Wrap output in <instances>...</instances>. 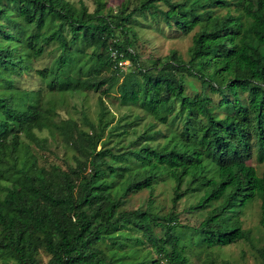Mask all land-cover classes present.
Listing matches in <instances>:
<instances>
[{"label": "trees", "instance_id": "trees-1", "mask_svg": "<svg viewBox=\"0 0 264 264\" xmlns=\"http://www.w3.org/2000/svg\"><path fill=\"white\" fill-rule=\"evenodd\" d=\"M232 1L237 15L230 10L216 14L217 8H227ZM2 2L15 9L14 16L4 14ZM99 7L88 13L85 6L78 9L67 0H0V17L8 23L0 24V263L40 264L37 256L43 250L50 257L48 264H121L122 257L114 251L107 254L100 246L109 242L122 248L123 231L132 229L143 234L165 264H190L181 229L193 233L206 248L251 242L238 221L226 227L222 219L256 199L264 243V174L258 176L247 164L253 157L264 163V0H142L126 15V4L122 5L118 16L103 14V5ZM138 11L182 35L200 27L192 36L188 61L171 52L159 66H137L127 34ZM115 30L125 39L110 42ZM50 44L59 54L50 68L37 71L49 90L98 93L103 105L101 96L117 85L122 104L139 105L166 127L163 132L150 125L117 156L131 157L140 167L119 196L108 191L105 180L106 170L114 172L106 159L112 152L96 150L101 135L91 125V137L78 130L85 161L76 168L47 169L31 153L29 144L46 147L36 131L64 133L76 126L71 121L54 124L35 93L20 99L10 93L13 82L8 76L27 71L28 59L41 57ZM87 50L91 52L86 54ZM125 59L136 65L137 77H124L118 84V64ZM68 68L84 70L85 77L67 73ZM184 75L200 81L199 95L185 94ZM207 91L220 97L216 106H211ZM103 116L104 112L99 118L101 132L108 127V122L101 124ZM155 136L163 143L152 145ZM166 178L174 183L173 204L195 193L200 196L191 211L222 203L207 212L197 228L178 224L175 214L159 218L149 211L118 212L125 195L152 191ZM151 224L164 229L162 238L152 235ZM257 253L264 264V244Z\"/></svg>", "mask_w": 264, "mask_h": 264}, {"label": "rangeland", "instance_id": "rangeland-1", "mask_svg": "<svg viewBox=\"0 0 264 264\" xmlns=\"http://www.w3.org/2000/svg\"><path fill=\"white\" fill-rule=\"evenodd\" d=\"M67 1L78 9L85 6L88 13L95 12L100 8L99 5L102 4L101 11L103 14L118 16L122 5L126 4V9L123 11V15H126L137 8L142 0ZM171 1L183 3L185 0ZM2 4L1 8L4 14L14 16L15 9L10 6L6 7L5 2H2ZM233 4L234 2L232 1V4H229L227 8H217L216 14L223 15L227 10H230L233 15H237V10L235 11ZM159 7L162 10H167L162 4H159ZM0 24L7 25L8 23L0 17ZM128 26L135 33V38H133L132 32L127 34V40L132 44L129 51L135 55L137 66L143 69L159 66V62L165 61L166 56L171 52H175L177 57L183 62L188 61V50L192 45V36L201 31V28L197 27L188 35H182L175 28L167 27L159 18L152 19L148 13L140 11L134 14ZM124 39V35L119 30H115L114 37L110 42ZM75 47L77 46L75 45ZM111 49V47L108 48V52L112 57L114 50ZM90 52L91 50H87L86 54ZM58 54L59 51L56 45L50 44L44 48L41 57L28 59L27 71L8 76L13 82V90L10 93L13 92L18 97L17 99L23 98V94L35 93L40 108L43 111L48 109L51 112V114H48V117L54 124L62 125L66 121L76 124L75 127L73 126V129L70 128L71 132L63 133L58 129L36 131L37 136L46 141V147L40 148L29 144L31 153L36 157L37 164L47 169L52 166L58 167L62 171L76 168L79 166V163H84L85 161V156L81 154L83 144L77 140L78 130L91 137L94 135V131L89 126L91 125L101 135L98 139L96 150L110 149L112 152L106 159L114 172L110 173L109 170H106L105 180L109 184L108 191L114 196H119L127 186L130 175L140 167L131 157L120 159L117 156L126 152L129 147H132L136 136L143 134L150 125L155 126L154 130H161L163 132L166 131V127L157 123L139 105L122 104L116 92L117 85L107 95L101 96L103 105L100 102L98 93L67 94L49 90L46 81L37 75V71L50 68ZM118 67V84L124 77H137L136 65L132 61L127 59L121 60ZM86 68L89 69L87 65ZM65 71L79 77H85V71H80L79 68L74 70L68 68ZM202 74L208 76L210 72H202ZM182 81L187 96L195 97L201 93L202 84L198 79L184 75ZM249 96L251 97L250 94ZM207 97L211 100L212 107L216 106L220 100L218 95L210 94L208 91ZM102 112H104V116L101 124L108 122V127L104 126L101 132L100 127L103 125H99V118ZM218 114L220 117L223 116L221 111H218ZM135 117H138V120L134 121L131 127H125ZM125 128H127L126 134L123 133ZM25 142L28 143L27 141ZM162 143L163 140L160 136H155L153 141H151L152 145ZM86 147H88L87 143ZM247 164L255 169L258 176L264 174V163H257L254 157ZM103 168L105 169L106 166ZM173 191L174 183L167 178L161 179L153 185L152 191L143 190L125 195L118 212L149 211L159 218H163L168 214H175L178 224L197 228L205 219L207 212L212 211L222 203V200H220L217 203L211 204L203 211H191L190 207L197 202L200 194L188 195L176 204H173ZM259 216L260 201L257 199L242 209L229 211L223 217L222 222L225 223L226 227H231L232 223L238 221L241 224V228L250 233L251 242L239 241L225 247L206 248L203 244L199 243L198 238L193 233L185 232V230L181 229V231H184L181 239L190 264H261L257 249L261 248L264 243L263 231L259 226ZM159 223L163 222L160 220ZM151 226L152 235L162 238L164 229L154 224H151ZM181 231L178 230V234H181ZM123 233L126 235V239L122 248L114 247L108 242L101 245V249L105 250L107 254H114V251L116 256L122 257L119 259L121 264H133L132 262L134 261L149 262L156 259L160 261V264H165L163 258L153 251L142 233L132 229L124 230ZM37 258L40 264H48L50 259L43 250L39 251Z\"/></svg>", "mask_w": 264, "mask_h": 264}, {"label": "built area", "instance_id": "built-area-1", "mask_svg": "<svg viewBox=\"0 0 264 264\" xmlns=\"http://www.w3.org/2000/svg\"><path fill=\"white\" fill-rule=\"evenodd\" d=\"M119 63H121V61H120ZM118 65H119V64H118Z\"/></svg>", "mask_w": 264, "mask_h": 264}]
</instances>
